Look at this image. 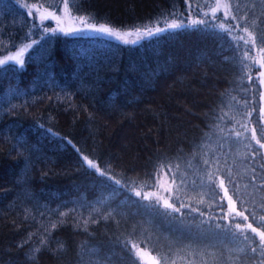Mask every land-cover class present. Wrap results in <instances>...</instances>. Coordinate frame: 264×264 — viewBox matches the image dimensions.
<instances>
[{
  "label": "trees",
  "instance_id": "1",
  "mask_svg": "<svg viewBox=\"0 0 264 264\" xmlns=\"http://www.w3.org/2000/svg\"><path fill=\"white\" fill-rule=\"evenodd\" d=\"M23 1L45 10L64 2ZM184 1L69 5L73 16L126 32L163 26L156 22L166 19L185 24ZM188 1L200 9L214 3ZM231 4L233 30L246 13L239 22L250 30L259 18V42L264 0ZM45 31L13 0H0V55L30 45L23 66L0 67V264H141L125 246L129 240L142 242L161 264H252L236 251L247 242L225 231L246 222L225 215L219 180L207 183L208 172L225 178L237 210L247 209V222L257 226L252 213L257 220L264 214V149L252 129L264 142V109L259 81L248 78L253 61L243 59L245 50L253 57L251 46L214 23L169 30L137 45ZM81 156L121 183L90 171ZM158 167L168 178L166 196L180 211L164 212L131 193H152ZM42 237L65 250H43L37 262L29 261Z\"/></svg>",
  "mask_w": 264,
  "mask_h": 264
},
{
  "label": "snow or ice",
  "instance_id": "2",
  "mask_svg": "<svg viewBox=\"0 0 264 264\" xmlns=\"http://www.w3.org/2000/svg\"><path fill=\"white\" fill-rule=\"evenodd\" d=\"M22 7H25L28 9L29 14H32V7L27 4L23 3L21 4ZM44 7L43 5L37 6V11L40 10V8ZM208 12L211 13L213 17L217 15L218 12H223L224 19L231 18L232 20H237V17L235 13L233 12V6L231 4V0H214V3H209L207 5ZM64 9L66 12L70 13V5L69 0H64ZM208 12L205 13V15L208 14ZM264 15V14H262ZM48 16H51L52 18L56 17L55 12H49ZM82 23L87 24V26L96 32L105 33L107 35L113 36L119 40H122L123 43H136V40L131 39V37L135 36L137 38L141 36H153L160 33H164L169 30H176L183 27H187L188 25L184 24L183 22H177L176 19L172 20H164V21H157V25H163V26H156L151 27L149 25H143L142 29L141 27L135 28L134 31H126L122 32L115 28H112L110 26H106L104 24H101L99 26L95 24L88 23V18L80 17L79 18ZM247 19V13L244 16H241L239 18V21H243ZM256 19H259L258 17ZM256 19H253L251 21L252 30H250V27L247 25H242L239 21H237L236 29H238L239 32L244 33V35H236L233 36L232 39L234 41H242L244 45H251V48L257 49L258 53L260 54V59L257 60L256 58L252 57L250 55L249 50H245L243 53V59L244 60H252L253 63L258 64L260 69H264V33L259 35V42H258V34L255 31V28L257 27ZM193 25L195 24H203L205 21L203 20H194ZM218 28L221 31L227 32L229 35L232 34L233 28L231 25H226L224 23H220L218 25ZM27 47H30V45H26L25 48H21L14 56L8 57L7 60H14L16 63L23 66V61L20 59V57L23 55V52ZM7 60H0V65H3L7 63ZM245 67H248V65H245ZM259 77L261 79L259 82L261 84H264V71H260L258 73ZM249 80L252 79V75H249ZM249 116H251V113H249ZM261 116L264 117V110H261ZM237 137L241 136L242 134L240 132L236 133ZM252 139L256 142V144L259 145V148L264 149V142H262L260 139L257 138V131L255 128L252 129ZM257 153H252V158H256ZM85 163L88 165L89 168H94L96 172L101 176H107L108 180H113L115 184L119 185L121 181L119 179H115L113 176L108 175L105 171H102L100 167L96 165V163L92 160H90L87 156L82 157ZM205 164H208V161H205ZM163 167V166H162ZM171 169H169L170 171ZM230 175V173H229ZM216 180H219V188L224 192V196L221 199H224L227 201L228 204V210L225 213L226 216L231 217L232 219H235L236 217L242 218L246 223L244 225H241L240 223H234L230 224L229 228L225 231L229 232L231 234V237L235 239L237 237V234H239L240 237H242L243 241H246V248L240 247L236 249L238 253L244 254L246 258L250 259L252 261V264H264V214L259 215V219L257 220V215L255 212L252 213V220L256 222L257 226H253V223H248L249 216L245 215L244 211L237 210L236 203L234 202L231 195H229V189L225 185V178H221L219 175L213 178V173L208 172L207 173V183L209 185H212L216 182ZM172 182L175 183V176L172 177ZM135 183V182H133ZM231 183V181H229ZM261 187H264V184H261ZM212 191L213 196H215V190L210 189ZM135 195L137 197H141L142 199L148 200L150 197L154 196V193H145L142 195V192L140 190H134ZM176 191H179V187L177 186ZM178 198V197H177ZM155 199L157 201H160L162 198L160 196H155ZM201 202H203V198H201ZM163 207L167 209H171L172 211H179V209L174 205V203L169 202V198H163ZM180 207H184L183 204L180 205ZM264 207V205H262ZM193 211H196V209H193ZM223 211V209H222ZM234 214V215H233ZM61 215H67L66 213H61ZM60 223H63V221H60ZM88 221H84L85 226L87 225ZM56 224H53L51 227L53 229L56 228ZM79 226V225H77ZM216 228L220 229L221 225L217 224ZM235 229V231H232V229ZM86 230V227H85ZM223 230V229H222ZM246 230H250L251 233L254 234L255 238H258V243L256 242L255 238L249 237L246 234ZM47 232V237L51 236V232H48V230H45ZM47 237H42L39 242V246L32 248L29 253H27V259L29 261L37 262L39 258V253L43 250H48L53 255H57L59 253H62L65 248L62 243L57 242L55 247L49 246V240ZM31 239V234L28 238ZM27 243V241H25ZM142 242H137L135 240H129L126 242V247L128 245H131V251L135 257H137L141 264H145L144 257L149 255V252L147 249L142 250L140 247V244ZM247 249V250H246ZM150 259L152 261V264H161L160 260L157 259L156 256H150ZM234 259L240 260V256L235 257Z\"/></svg>",
  "mask_w": 264,
  "mask_h": 264
},
{
  "label": "rangeland",
  "instance_id": "3",
  "mask_svg": "<svg viewBox=\"0 0 264 264\" xmlns=\"http://www.w3.org/2000/svg\"><path fill=\"white\" fill-rule=\"evenodd\" d=\"M13 1L15 3H17L19 6H21V4H23V3H27L32 7V14L30 15L28 9L21 6L25 10L27 15L32 20H34L37 24L43 25L46 27L45 34L66 35V36H83V37H85V36H100V37H104V38H108V39H114L115 38V37L107 35L105 33L96 32V31L91 30L87 26V24L81 22V20L79 19L80 17L69 15V13L66 12L64 9V2L62 3L59 10H57V9L45 10L43 8H40V10L37 11L38 4L28 3V2L23 1V0H13ZM197 7L198 6L193 5L188 0L184 1L183 8H184V13L186 14V16H185L186 23L185 24L188 25L187 27H194V26L198 25V24L193 25L192 22L194 20H203V21H205V23H212V24L214 23V25H216V26H218L220 23L230 25V23L228 22L227 19L225 20V19H223L217 15H216L217 19H216V17H213L211 15V13L208 12L207 6H204L201 9L197 8ZM49 12H55L56 17L52 18L51 16H48ZM206 12H208L207 15H205ZM217 14H219V13H217ZM220 18H221V20H220ZM88 23H90V22L88 21ZM232 35H234V36L244 35V33L239 32L237 29V30L232 31ZM150 37H152V36L144 35V36H141L139 38L133 36V37H131V39L137 41L134 44L133 43L125 44V43H123L122 40H119V39H117V40L121 44L137 45L140 42L149 39ZM249 46H251V45L249 44ZM17 52L18 51L14 52L11 55H0V60H7L8 57L14 56ZM252 55L257 60L260 59V54L258 53L257 49L252 48ZM20 59L22 60V57H20ZM8 63L15 64L18 67H21V65L16 63L14 60H7V63H5V64H8ZM5 64L0 65V67L4 66ZM252 65L253 66L251 67L250 71H248V76L251 74L252 75V79H251L252 81H254V79H257L259 81L261 79V77H259L258 73L260 71H264V69H260L259 65L255 64V63H252ZM252 86L253 85H251L250 81H249V89H248L249 99H251V97L254 96V88ZM260 86H261V94H262V108L264 109V84L260 83ZM253 113H254V107H253ZM82 157L83 156H81V158ZM82 160H83V158H82ZM83 163L85 164V166L90 171L97 173L94 168H89L84 160H83ZM168 187H169V182H168L167 175L161 167H158V169L156 171V188L152 190L153 191L152 193H154L155 195L150 197V199H148V200H145V199H143V200L147 201L149 204H151L153 206L158 207L160 210H162L164 212H174L171 209H167V208L163 207V198H167L166 194L168 192ZM141 192H142V195L145 194L144 191H141ZM131 193L134 196H136L135 191H131ZM155 196H160L162 199L160 201H157L155 199ZM139 198H141V197H139ZM178 209H179V211L181 210V208H178ZM246 231H250V230H246ZM257 240H258V238H257ZM144 262H145V264H152V261L150 259V255L144 257Z\"/></svg>",
  "mask_w": 264,
  "mask_h": 264
}]
</instances>
